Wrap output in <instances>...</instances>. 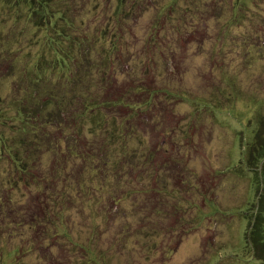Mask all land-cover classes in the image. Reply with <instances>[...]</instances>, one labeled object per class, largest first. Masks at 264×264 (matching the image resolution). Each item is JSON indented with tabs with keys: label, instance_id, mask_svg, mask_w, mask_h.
<instances>
[{
	"label": "rangeland",
	"instance_id": "obj_1",
	"mask_svg": "<svg viewBox=\"0 0 264 264\" xmlns=\"http://www.w3.org/2000/svg\"><path fill=\"white\" fill-rule=\"evenodd\" d=\"M75 41L106 133L75 113L82 73L51 67ZM259 196L264 0H0V264H264Z\"/></svg>",
	"mask_w": 264,
	"mask_h": 264
},
{
	"label": "trees",
	"instance_id": "obj_2",
	"mask_svg": "<svg viewBox=\"0 0 264 264\" xmlns=\"http://www.w3.org/2000/svg\"><path fill=\"white\" fill-rule=\"evenodd\" d=\"M55 20V19H54ZM83 37L86 39V34H83ZM79 43H81V41H75V42H71L70 43V45H68L67 47V49H65V50H61L60 51V54H59V62H57L56 60L55 61H53V63H52V65H51V67L52 68H57V66L60 64L62 67H63V64L64 63H66L67 64V67H68V70H69V72L71 71V75H70V77H72V79H73V75H74V80H73V84L75 85L76 83H78V82H80V81H85L86 82V85H85V87H84V92H87L85 95H86V97H84L83 98V101L82 102H80V103H78L77 105H75V113L76 112H79V111H82L81 113H79V117H80V119H84V121H88V126H89V128L88 129H90L91 130V133L90 134H95L96 133V131L98 132V134H101L102 132H105L106 131V123H107V121L106 120H103L102 119V117L101 116H99V114H95V115H91V114H89V113H84L83 112V110H85L86 109V106L87 105H89V103L91 102L90 100H89V98H90V96H91V94L92 93H90L89 92V89L90 88H92L93 86H94V83H95V81L94 80H92V79H94V78H96V73L94 74V75H92V76H89L88 75V71L91 69V71H93V70H95V67H94V59H92L90 56H81V55H73L72 53H74V52H76L77 51V49L75 48V46L77 45V44H79ZM164 45L162 46V51L164 50V48H166V47H168V45L170 46L171 45V41H170V38H164V43H163ZM74 47V48H73ZM147 47V46H146ZM167 49V48H166ZM98 50V49H97ZM99 51V50H98ZM104 51V55H103V53H101V52H103ZM116 50H113V52L111 53H109V51L107 52V54H106V50H102L101 49V51H100V55L102 56H107L108 58L110 57L111 59L113 58V56H112V54L115 52ZM110 60V59H109ZM85 62H87V66H83L84 65V63ZM107 62V61H106ZM36 63H37V61H36ZM108 63V62H107ZM73 64H74V68H72L73 67ZM78 65H80V67L78 68L77 66ZM48 67V66H47ZM72 69H74V70H72ZM107 69V68H106ZM106 69H104V70H102V73L106 70ZM107 70H109V67H108V69ZM110 71V70H109ZM68 72V73H69ZM82 73V75H80ZM42 76H40L38 73L36 74V76H37V78L36 79H34L33 81H37V79H38V81H40V82H46V84H44V86L47 88V90H46V94H45V96H44V98H51V101L53 102L54 101V103L56 104V107H55V111H57L58 109H59V107L61 106V101L60 100H62L63 99V97H61L60 96V91H61V88H65V87H61L60 86V88L57 86V83H49L48 81H47V79H48V77H47V73H46V71H45V68L44 69H42ZM81 76V78H80V81H79V79L77 78L78 76ZM65 76V75H64ZM65 78H69V77H65ZM64 78V79H65ZM70 79V78H69ZM99 80L100 81H102L103 82V80L101 79V78H99ZM139 88V90H140V93L142 92V90L140 89V87H138ZM94 94H96L95 92H93ZM139 93V95H141ZM145 93H146V91H145ZM152 93V92H151ZM77 94H79V93H77ZM82 93H80V95H81ZM31 95H37L38 97L41 95V93H37V92H35V93H33V94H31ZM77 96V95H76ZM150 96H154L155 97V94H148L147 95V97H150ZM34 96H30V94L28 95V96H26V99H28L29 100V98L33 101V103L35 102V100H36V98H33ZM78 97H80V96H78ZM104 97V100H99V103L101 102V103H104V102H110V100H109V98H107V97H105V96H103ZM97 98L98 97H96V100H97ZM131 98V97H130ZM39 99V98H38ZM121 99H126L124 96H122L121 98H120V101H122ZM30 100V101H31ZM41 102H43L42 100H40ZM126 101H128V99H126ZM126 101L125 102H123L124 103V105H127V106H130V105H133L134 103H127L126 104ZM146 101H149V99L148 100H146ZM24 103L26 104V103H28V101H24ZM66 104V103H65ZM21 106H23L24 107V105H23V103H21L20 104ZM27 105V104H26ZM142 105H147V103H143ZM28 108H29V106H28ZM23 109V112H25V113H33V111H31L32 109H36V107L35 106H32V108L30 109V110H28L27 108H22ZM37 110V109H36ZM144 111H146V110H139V112L141 113V114H143V112ZM56 113V116L60 113V111H57V112H55ZM37 116L38 117H40V115L39 114H37ZM106 118V117H105ZM73 121L74 122H72V125L74 126V129L71 131L73 134H75V129H76V127H77V125H78V122H79V120H76L75 119V117H74V119H73ZM72 126V127H73ZM19 131H21L22 132V134L24 135V129H20ZM31 133H35V131H32ZM106 133V132H105ZM35 135H36V133H35ZM76 135H82V132L80 131V129L78 128L77 129V132H76ZM36 136H34V138H35ZM3 140L1 139V142H2ZM21 143L22 142H25L26 144H28V146L27 147H25V148H29V149H31V150H33V148H36V146H37V144H33V143H27L25 140H22V141H20ZM258 147L255 149V148H253V149H251L250 150V153H252V152H256V150L258 149V150H262V148H261V144L259 143V145H257ZM9 148H10V146H8ZM10 150V153L12 154V155H8L7 154V156L10 158V159H12V156H14V155H16L17 154V152H16V150H12L11 148L9 149ZM257 150V151H258ZM26 152H28V151H26ZM260 157L262 156V155H259ZM259 157V158H260ZM26 160L27 159H25V157H20V162L21 163H26ZM16 161H17V159H16ZM18 162V161H17ZM20 164L18 163V165H17V167L19 166ZM154 177H156V176H154ZM260 204V196H259V198H258V200H257V214H260L261 212L263 213V217H264V209H259V207H258V205ZM173 213H174V218H176L175 216H178V209H176V211H174L173 210ZM261 213V214H262ZM176 222V221H175ZM177 223V224H176ZM175 224L176 225H178V222H176ZM264 229V228H263ZM258 224H257V222L256 221H253L252 222V224H251V226H249V229L246 231V233H245V236H244V241H245V243L247 244V246H248V248L250 249V251L252 252V254L253 253H256V258L255 259H257V261L258 260H260V261H262V258L261 257H263V254H264V249L262 248V246H264V237H262V238H259V236H258ZM170 245V244H169ZM172 247H173V245H172ZM173 250V249H172ZM255 255V254H254ZM165 260L166 259H163V264H164V262H165ZM264 260V259H263Z\"/></svg>",
	"mask_w": 264,
	"mask_h": 264
}]
</instances>
